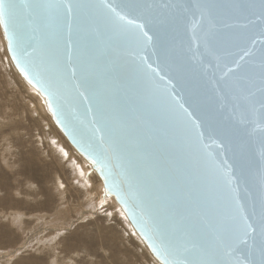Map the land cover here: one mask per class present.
I'll list each match as a JSON object with an SVG mask.
<instances>
[{
  "label": "snow or ice",
  "instance_id": "snow-or-ice-1",
  "mask_svg": "<svg viewBox=\"0 0 264 264\" xmlns=\"http://www.w3.org/2000/svg\"><path fill=\"white\" fill-rule=\"evenodd\" d=\"M0 25L162 264H264V0H0Z\"/></svg>",
  "mask_w": 264,
  "mask_h": 264
},
{
  "label": "rangeland",
  "instance_id": "rangeland-1",
  "mask_svg": "<svg viewBox=\"0 0 264 264\" xmlns=\"http://www.w3.org/2000/svg\"><path fill=\"white\" fill-rule=\"evenodd\" d=\"M102 192L14 69L0 29V264H159Z\"/></svg>",
  "mask_w": 264,
  "mask_h": 264
},
{
  "label": "water",
  "instance_id": "water-1",
  "mask_svg": "<svg viewBox=\"0 0 264 264\" xmlns=\"http://www.w3.org/2000/svg\"><path fill=\"white\" fill-rule=\"evenodd\" d=\"M0 29H1L5 44H6V50H7L8 56H9V58L13 64L14 68L16 69L17 73L19 74V76L31 87V89H33L42 98V100L45 104V108H46L48 114L50 115L54 125L62 133V135L67 140L69 145L74 149V151L91 166V169L95 172L97 177H99V179L102 181L103 194H104L105 198L106 197H112L115 200V202L119 206V208L125 213V216L129 222V224L133 228L134 232L138 235V237L141 239V241L145 244V246L149 250L152 257L159 264H162L161 258L158 257L156 255V253L152 251V249L149 247V241L141 234V232L139 230V222H140L141 218H140L138 210L136 209L132 200H129V205L126 207L124 202L116 194V190L115 189L110 190L108 180L105 178V173L101 172V170H100V164L95 161L94 156L89 155V153L86 152L84 150V148L81 147V143H82L81 137L79 135H77L75 132H73L72 134H69L70 129L76 127L77 121H76L75 115L72 112H66L64 114V116L62 117V119H64L65 122L68 124V127H65L64 124L57 122V117L53 114L52 108L49 107L47 97L44 95V93L38 87H36L33 84H30L28 82V79L21 72L20 68L17 66V62L12 58V53L8 50V40H7V37L5 35L4 26L0 25ZM256 47L259 48L260 45L257 44ZM78 141H81V143H78ZM107 171L108 170L105 169V172H107ZM113 172H115V169L113 170ZM111 178L114 182H117V183L120 180V177L116 176V175H113ZM133 213H136V215H137L136 220L133 219Z\"/></svg>",
  "mask_w": 264,
  "mask_h": 264
},
{
  "label": "bare ground",
  "instance_id": "bare-ground-1",
  "mask_svg": "<svg viewBox=\"0 0 264 264\" xmlns=\"http://www.w3.org/2000/svg\"><path fill=\"white\" fill-rule=\"evenodd\" d=\"M3 36V35H2ZM4 39V38H3ZM6 45V44H5ZM3 48V47H2ZM7 51V50H6ZM8 55V53H7ZM9 57V56H8ZM10 59V58H9ZM11 61V60H10ZM12 63V62H11ZM13 65V64H12ZM14 67V66H13ZM15 69V68H14ZM16 70V69H15ZM17 72V71H16ZM22 82V81H21ZM23 83V82H22ZM26 83V82H25ZM57 128V127H56ZM62 134V133H61ZM56 149V148H55ZM84 160V159H83ZM85 161V160H84ZM86 162V161H85ZM87 163V162H86ZM88 164V163H87ZM89 165V164H88ZM90 166V165H89ZM90 171H93L90 166ZM99 178V177H98ZM102 182V181H101ZM103 193V192H102ZM102 197L105 198L104 194H102ZM106 198H112V197H106ZM113 199V198H112ZM114 200V199H113ZM115 201V200H114ZM116 203V202H115ZM122 211V210H121ZM123 212V211H122ZM124 213V212H123ZM125 215V213H124ZM126 217V216H125ZM127 219V218H126ZM138 236V235H137ZM140 239V238H139ZM141 240V239H140ZM143 243V242H142ZM144 244V243H143ZM145 245V244H144ZM147 248V247H146ZM149 251V250H148ZM150 253V252H149Z\"/></svg>",
  "mask_w": 264,
  "mask_h": 264
}]
</instances>
